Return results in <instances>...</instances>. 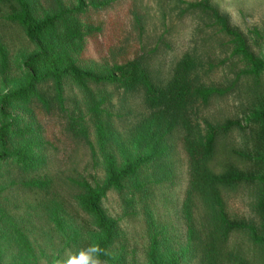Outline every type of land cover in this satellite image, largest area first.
Wrapping results in <instances>:
<instances>
[{"label": "rangeland", "instance_id": "rangeland-1", "mask_svg": "<svg viewBox=\"0 0 264 264\" xmlns=\"http://www.w3.org/2000/svg\"><path fill=\"white\" fill-rule=\"evenodd\" d=\"M30 1L38 17L77 6L76 0ZM106 1L111 4L102 9L98 18L103 30L95 39L87 37L82 61L80 58L78 62L81 67H85L84 59H91L89 68L99 73L106 65L100 63L101 66L100 60L141 58L153 79L166 84L183 57L192 55L200 63L196 73L201 82L226 87L234 81L238 67L234 68L233 64L237 60L231 57L222 36L197 14H182L186 4L181 1L195 0ZM213 3L230 16L232 24L249 37L256 53L264 57V0H213ZM7 17L8 11L0 8V42L10 62L6 73L0 71V128L12 122L5 141L10 151H14L23 147L24 138L12 131L19 126L33 127L35 134L27 135L26 140L38 141L34 150L40 164L25 168L16 156L0 161V264H19L26 259L13 233L14 224L26 234L38 264H106L95 249L100 230L79 200V181L103 185L106 179L89 93L67 78L64 84L66 111L57 115L45 113L34 100L27 104H4L1 97L18 89L26 69L25 60L38 51L18 24L8 21ZM254 29H258L263 38L255 37L251 32ZM89 88L97 100L103 95L110 98L107 105L113 113L109 121L113 133L110 146L122 164L126 158L139 153L132 137L150 114L144 95L141 91L124 92L114 86L90 85ZM248 102L243 89L214 97L208 103L199 102L191 111L192 123L206 129L207 123L244 119ZM101 120L107 122L105 117ZM181 135L182 129L174 133L177 153L173 155L176 160L173 181L155 185L149 180L150 169H146L126 183L124 192L111 189L103 201L107 216L118 221L109 247L117 264H149L153 230L148 218L150 213L155 224H167L177 240L186 243L187 227L182 209L188 188L189 160L180 142ZM248 143V136L239 129L219 138L220 146L244 148ZM37 178L48 180L49 188L41 190L26 185ZM223 193L233 218L245 219L254 214L255 198L251 189L241 186L225 189ZM234 245L249 250L241 235L231 238L230 246Z\"/></svg>", "mask_w": 264, "mask_h": 264}, {"label": "trees", "instance_id": "trees-1", "mask_svg": "<svg viewBox=\"0 0 264 264\" xmlns=\"http://www.w3.org/2000/svg\"><path fill=\"white\" fill-rule=\"evenodd\" d=\"M76 1L77 6L73 9L38 17L30 0H0V8L8 11L7 20L18 24L38 48L24 62L26 69L18 89L4 94L1 99L4 104H27L34 100L45 113L57 115L66 111L64 84L67 78L89 93L99 150L105 160L106 179L103 185H92L87 180L79 181L78 185L80 205L93 217L100 230L95 247L97 256L103 263L117 264L109 247L118 221L109 218L103 206L109 190L124 192L126 183L146 169H150L149 180L155 185L173 181L176 167L173 155L177 153L174 133L182 129L180 142L189 160L188 188L182 209L187 240L180 243L170 227L165 223L155 224L150 213L148 218L153 230L149 264H264V57L256 53L249 37L232 24L230 16L213 0L181 1L186 4L182 14L200 16L230 48L231 57L237 60L233 67H238L230 85L201 82L196 73L200 63L192 55L183 57L166 84L153 79L141 58L100 60L99 64L106 65L103 72L98 73L89 68L88 64L93 60L84 59L85 67L78 62L80 58L82 61L87 37L95 39L103 30L98 18L102 9L111 3L106 0ZM251 32L255 37L263 38L258 29ZM9 68V55L0 42V71L6 73ZM90 85L114 86L124 92L141 91L144 95L150 114L138 125L132 137L139 153L126 158L122 164L110 146L113 142L109 122L113 113L107 108L110 98L103 95L97 100L89 90ZM239 89H243L249 98L244 119H229L223 124L207 123L206 129L192 123L191 111L195 104L208 103L214 97ZM4 115L11 116L6 112ZM12 125L8 122L0 128V161L16 156L25 168L39 166L40 160L34 150L38 141L26 140L27 135L35 134L33 127L19 126L12 131L24 138V144L21 149L10 151L5 135ZM234 129L245 132L249 143L244 148L220 146L219 138ZM85 136L89 138L88 134ZM87 142L94 150L89 139ZM26 185L46 190L49 181L37 178ZM241 186L254 193V214L250 218H233L227 209L224 190ZM13 233L26 256L19 264H38L23 230L14 224ZM236 235L243 236L249 250L243 246H230L231 238Z\"/></svg>", "mask_w": 264, "mask_h": 264}]
</instances>
